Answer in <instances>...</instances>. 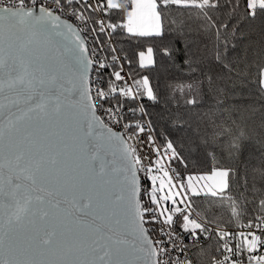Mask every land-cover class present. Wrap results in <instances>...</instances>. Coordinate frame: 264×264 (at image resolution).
I'll return each mask as SVG.
<instances>
[{"label":"snow or ice","instance_id":"6c2138e0","mask_svg":"<svg viewBox=\"0 0 264 264\" xmlns=\"http://www.w3.org/2000/svg\"><path fill=\"white\" fill-rule=\"evenodd\" d=\"M219 6L0 0V264H192L189 244L212 236L221 257L212 264H264V199L261 214L245 221L228 194L232 168L178 170L187 169L185 158L146 119L144 98L157 101L153 85L132 72L137 57L140 68L155 63L153 49L129 57L117 47L122 36L167 39L174 7L198 9L220 41L229 25L208 15ZM258 15L264 0H244L242 19ZM215 62L219 72L188 84L189 94L178 86L188 106L201 107L203 97L191 95L198 88H254L264 100V62L253 65L255 77L241 76L226 38ZM209 196L230 202L235 230L201 217L196 199Z\"/></svg>","mask_w":264,"mask_h":264},{"label":"trees","instance_id":"16d2710c","mask_svg":"<svg viewBox=\"0 0 264 264\" xmlns=\"http://www.w3.org/2000/svg\"><path fill=\"white\" fill-rule=\"evenodd\" d=\"M237 3L238 8L234 7ZM219 5L208 15L217 27L222 21L229 25L228 29H221L220 41L215 28L198 9L174 7L166 23L167 39L128 40L122 36L117 38V47L129 57L133 52L153 49V65L140 68L137 57L132 66L134 77L148 76L157 94L155 102L147 98L143 100L150 113L148 118L154 120L158 133L173 140L185 158L187 169L177 166L185 175L205 174L213 167L233 169L228 194L235 199L242 219L246 221L261 214L258 201L264 199V100L255 94L254 88L222 95L198 88L191 95L198 99L203 97L201 107L192 109L178 91V86L184 85L187 95L188 84L195 85L209 70L219 72L215 54L218 43L225 38L236 72L241 76L255 77L253 65L264 62L261 57L264 52V17L242 19L244 0H219ZM165 47L168 48L167 54L163 51ZM106 79L107 73H104L100 83ZM196 205L201 217L213 224L233 228L229 201L209 196L197 198ZM218 246L214 236L195 250V255L202 257L201 264H210Z\"/></svg>","mask_w":264,"mask_h":264},{"label":"built area","instance_id":"2783aa9c","mask_svg":"<svg viewBox=\"0 0 264 264\" xmlns=\"http://www.w3.org/2000/svg\"><path fill=\"white\" fill-rule=\"evenodd\" d=\"M124 71H125V72H128L126 66H125V68H124ZM126 79L131 80L130 77H126ZM146 119H149V118L146 117ZM157 143H159V141H157ZM145 151H147V149H145ZM142 154H143V153H142ZM212 226L215 227V224L212 223ZM226 228H227L228 230H230V231H231V230H235L234 228H229V227H226ZM213 238H214V236L210 237V238L207 239V240H203V239H202V240L200 241L199 244H195V245L189 244V247H188L187 251H188V257L191 259L192 264H201V263H202V257L200 258L199 255L196 256V255H195V250H198L199 247H202V246L206 245V243H207V242H210ZM185 243H188V242L185 241ZM218 247H219V246H218ZM218 247H217V248H218ZM217 248H216V254H215L213 257H215L216 259H220L221 257L219 256V254H218V252H217ZM206 256H208V255L206 254ZM213 257H212V259H211V261H210V264H212V262H213Z\"/></svg>","mask_w":264,"mask_h":264}]
</instances>
